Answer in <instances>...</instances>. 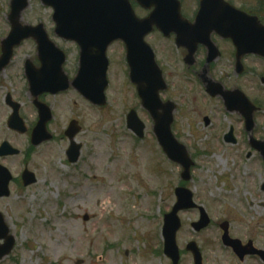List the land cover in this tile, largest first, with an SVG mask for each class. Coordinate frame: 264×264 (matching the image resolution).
<instances>
[{"label":"rangeland","instance_id":"obj_1","mask_svg":"<svg viewBox=\"0 0 264 264\" xmlns=\"http://www.w3.org/2000/svg\"><path fill=\"white\" fill-rule=\"evenodd\" d=\"M10 1L0 0V35L5 33L4 14L10 10ZM230 1L253 12L264 5V0ZM50 15L40 0H30L23 17L26 21L43 19L47 24ZM153 40L161 56L166 44L155 37L149 39ZM119 50L117 45L110 51L113 61L104 107L87 104L76 94L66 98L62 114L82 124L77 137L83 145L79 162L68 163L69 141L60 138L59 129L58 139L40 147L32 164L39 173L37 184L20 189L14 182L11 196L0 199V212L15 240L12 253L0 264H75L79 260L83 264H171L165 256L155 254L161 247L164 214L176 204L179 186L194 194L196 204L211 219L206 229L195 233L191 224L199 220L198 210L179 214L181 264H193L185 251L191 241L201 248L204 264H264L257 256L241 262L222 242L220 226L228 222L230 238L243 245L253 241L256 249L264 250V161L251 149L242 117L228 113L202 89H195L194 83L184 84L177 73L171 76V92L162 99L176 104L172 131L194 162L191 180L181 185L182 168L169 161L159 146L154 123L127 78L128 68L119 62ZM219 69L226 73V67ZM223 71L216 76L224 78ZM247 73L245 80L234 75L232 85L240 86L259 108L254 115V137L264 141V85L260 82L264 61L250 57ZM131 109L146 125L141 140L127 128ZM206 117L211 120L209 126ZM231 127L236 145L224 141ZM22 168L19 159L8 162L16 178Z\"/></svg>","mask_w":264,"mask_h":264},{"label":"water","instance_id":"obj_2","mask_svg":"<svg viewBox=\"0 0 264 264\" xmlns=\"http://www.w3.org/2000/svg\"><path fill=\"white\" fill-rule=\"evenodd\" d=\"M143 7H155V13L149 20H139L135 17L127 0H42V2L53 7L58 22L59 34L70 40H74L84 45L83 52L89 53L87 47L96 45L101 64L100 79L96 82L79 81L75 82L78 90L94 104L104 106L106 104L105 90L108 86L106 60L107 47L116 40L125 42L128 50V62L131 69V80L137 85L140 98L143 101L144 108L151 114L155 121V134L167 156L174 162L183 166L184 172L182 179L189 181L190 168L192 162L184 146L180 145L171 132L173 122L174 107L171 104H163L159 98L161 91L165 89L161 71L155 64L154 55L151 49L146 45L144 38L152 31L155 21L161 26L162 19L168 17L165 0H137ZM28 7L27 0H12V14L10 21L13 31L10 39L17 35L24 34L28 37L32 34V29H22L20 26L21 13ZM220 10H225L221 14ZM209 11V13H207ZM207 13V14H206ZM208 18L207 23L201 21ZM198 24L195 26L202 34L203 29L207 28L206 33L209 35L212 31H219L226 37L232 38L241 53H255L264 57V26L258 18L250 17L247 14L231 8L223 0H203L202 9L199 15ZM194 26V27H195ZM26 30V31H25ZM246 37L244 41H236L237 35ZM181 35V33H180ZM84 38V39H83ZM9 47L13 45L7 41ZM15 44V42H14ZM87 61V60H86ZM85 61V62H86ZM87 65V63H85ZM238 91L227 94V106L230 111H240L245 119L248 132H252L254 127L252 115L255 109L249 101L238 94ZM128 127L137 136L143 138L145 126L141 123L134 111L128 117ZM80 132L77 123L71 127L67 135L70 137L71 147L67 152L69 160L77 162L80 157L81 146L74 143L75 136ZM228 137H233L232 132ZM229 141H233L230 139ZM252 146L259 150L264 158V143H256L252 140ZM9 180L5 179V173L0 176V197L9 196ZM178 203L173 212L166 217L164 229L165 253L173 261V264L179 263V250L176 244V234L180 229L181 223L177 218V213L181 210L193 209V196L185 189L176 190ZM202 217L198 224H194L196 231H201L209 224V219L201 209ZM85 220H88L86 217ZM225 231L224 241L235 247L237 253L243 258L246 254H259L264 259V252L253 250H242L240 244L232 243L228 238V225L222 226ZM0 238L7 240L4 252L0 253V259L8 255L14 246L12 238H8V229L5 227L2 216L0 215ZM188 250L194 254L195 264H202L200 253L196 244L188 246ZM77 264H81L78 262Z\"/></svg>","mask_w":264,"mask_h":264},{"label":"flooded vegetation","instance_id":"obj_3","mask_svg":"<svg viewBox=\"0 0 264 264\" xmlns=\"http://www.w3.org/2000/svg\"><path fill=\"white\" fill-rule=\"evenodd\" d=\"M178 1L183 17L194 22L200 0ZM52 15L49 16L50 22L47 24L43 19L26 21L23 18V23L26 25L42 26L50 43L43 44L44 48H41L38 41L27 39L13 50L12 58L8 63L4 59L3 49V40L7 35H0V166L8 169L10 160L19 159L24 166V171L27 169L36 176L37 171L32 164L39 154L40 147L54 142L56 131L61 129L64 132L73 121V118L62 114L67 106L68 94H76L79 97L72 83L80 69L81 48L57 36L56 24ZM3 29L10 30L8 22L4 24ZM150 36L166 44L161 56L157 55V60L162 63L164 79L168 85L167 92H171L169 90L170 78L175 73L183 77L184 84L194 83L195 89L199 86L204 89L203 80L206 81L207 78L220 83L224 90L234 88L232 79L238 64V57L230 40L212 33L211 41L216 50L211 53L209 48L203 44L194 46L196 36L184 39L189 43L186 47L176 46L174 34L164 37L155 30ZM154 42L155 40L149 43L155 46ZM41 49L44 50L41 51ZM213 56L215 58H212ZM96 57L97 54L93 52L91 60L95 61ZM109 58L110 61L113 60L111 55ZM249 58L248 55L243 56L240 65L245 67ZM223 67H226V73L223 71L224 78H217L215 73ZM31 73L42 89L40 93L31 90L29 83ZM83 74L84 78L89 77V70L86 74L83 71ZM203 74L204 78H202ZM237 75V78L239 76L247 78L244 72ZM92 78H95V74ZM47 87H51L50 92L43 91ZM218 89L216 87L214 92ZM216 99L222 102L221 96ZM39 125H44L46 137L51 136V140L37 142L34 131ZM4 145H10L11 148L1 151ZM16 183L23 188V173Z\"/></svg>","mask_w":264,"mask_h":264},{"label":"bare ground","instance_id":"obj_4","mask_svg":"<svg viewBox=\"0 0 264 264\" xmlns=\"http://www.w3.org/2000/svg\"><path fill=\"white\" fill-rule=\"evenodd\" d=\"M221 160H223V158H221ZM225 163V162H224Z\"/></svg>","mask_w":264,"mask_h":264}]
</instances>
